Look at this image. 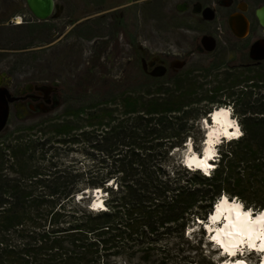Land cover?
Returning <instances> with one entry per match:
<instances>
[{
  "label": "trees",
  "instance_id": "obj_1",
  "mask_svg": "<svg viewBox=\"0 0 264 264\" xmlns=\"http://www.w3.org/2000/svg\"><path fill=\"white\" fill-rule=\"evenodd\" d=\"M196 71L201 86L190 73L176 86L121 80L87 107L0 134V264H193L187 227L203 228L222 196L264 211V63L236 76ZM222 99L242 135L219 144L214 170L171 161ZM75 145L78 168L60 156ZM93 190L103 209H91Z\"/></svg>",
  "mask_w": 264,
  "mask_h": 264
},
{
  "label": "flooded vegetation",
  "instance_id": "obj_2",
  "mask_svg": "<svg viewBox=\"0 0 264 264\" xmlns=\"http://www.w3.org/2000/svg\"><path fill=\"white\" fill-rule=\"evenodd\" d=\"M186 5L188 8H176V11L199 16L202 26L186 28L194 35L192 52L176 55L152 50L144 41H140L131 29L127 16L122 12L105 14L102 27L96 21H84L80 16H55V5L53 12L44 17L45 19L33 15V20H21V24L32 28L33 34L37 35L36 40L42 42L43 77L41 80H34L35 85L30 82L29 88L19 90L20 93L16 95L9 90L7 83L3 86V72H0V87L5 88L15 99L9 105V112L11 106L16 103H41L42 111H28V119H34L38 115L51 118L61 110L64 111L70 103L77 104L82 99V88L86 84L83 78L93 79L94 70L101 60H105L102 55L107 54V58L109 57L110 47L115 43V35L129 52V57L125 60L126 69L122 75L124 83H130L134 78L140 80L143 85L176 86L180 77L188 73L194 75L199 67L217 65L219 68L225 67L222 72L224 75L236 76L241 70L257 68L264 63V59L256 60L251 55L254 45L264 44V22L260 19V13L264 11L263 1L261 4H254V7L244 0H186ZM242 5L246 8L243 9ZM218 11H223V14L219 16ZM239 15L245 16L249 22V33L245 38L236 37L234 34L237 33L233 34V28L231 30L229 26L230 17ZM84 42L91 45L93 51L87 55L86 70L81 72V48ZM79 48L81 53L77 55ZM197 56H205V60L202 63V59L194 61ZM6 65L0 66V69ZM31 69H34V66L19 68L20 73H15V78H19L21 74L33 73ZM12 82L14 84L15 81ZM36 82H42V85L38 86Z\"/></svg>",
  "mask_w": 264,
  "mask_h": 264
},
{
  "label": "rangeland",
  "instance_id": "obj_3",
  "mask_svg": "<svg viewBox=\"0 0 264 264\" xmlns=\"http://www.w3.org/2000/svg\"><path fill=\"white\" fill-rule=\"evenodd\" d=\"M244 1L249 6L253 7L255 6L254 4H261V1L264 2V0ZM53 2L55 5V16H80L84 21L87 19L96 21L100 27H102V23L104 22L103 16H105V14H119L122 12L127 16V20L131 23V29L135 32L140 41H144L152 50L166 52L172 55L183 54L185 52L191 53L194 35L192 31L186 28H188V26H202L199 16L190 15L189 12L183 14L182 12L176 11V8H188L186 0H53ZM218 12L219 16L223 14V11ZM33 19V14L28 9L25 0H0V32H2L1 30L11 31L6 36L4 35L3 38H0V66L7 64L6 67L4 66L5 68L3 67L0 69V72H3V86L7 83V86L10 88L9 90L16 95L20 93L19 90L29 88L28 84H30V82L34 83V80L38 81L43 77L42 62L44 57L42 42L36 40L37 35L25 39L27 38L25 35L19 33L18 30H13L14 27L21 24V20L25 22ZM16 21H19V23L17 24ZM222 21L223 20H221V22ZM19 26L22 27L24 25L21 24ZM257 32V35H259V31ZM41 37L42 35H40V38ZM219 40L220 39H218V41ZM114 42V46L110 47L109 57L107 58V54H104V56L102 55L105 60H101L97 69L94 70L93 79H90L88 76H86L88 79L83 78L86 84H84L82 88L83 95L81 104L72 102L68 106H72L73 108L77 106L87 107L88 104L98 101L100 94L103 95L108 91L110 92L113 88V82L122 80V75L126 69L125 60L129 57V52L127 48L124 47L123 43L119 41V38H116V35ZM81 49L82 60L80 68L81 72H84L87 68V55L93 51V48L91 45L84 42ZM81 49H78L77 55L81 53ZM196 58L197 59H194V61L202 59L201 63L205 60V56H197ZM229 58L230 57H228V59ZM25 66H34V69H31L33 73L30 72L27 73V75L21 74L19 78H15V73L19 72V68ZM224 69L225 67H220L219 72H214L215 75L216 73L217 75L222 73ZM24 70L25 69H23V71ZM194 76L197 78L199 77V86H201L204 83L202 74L194 73ZM13 80L15 81L14 84L12 82ZM36 84L40 86L42 82H36ZM209 85H211V83ZM204 90H208V87H204ZM198 95L203 98L204 91H199ZM222 102L225 103L226 101L222 99ZM225 104L227 105L215 106L211 110L213 111L219 107H226L230 110L231 107H229L228 103ZM41 105V103L29 105L28 102L13 104L10 108L7 126L1 134L14 132L18 128L32 125L41 118L47 119L45 115L42 117L38 115L36 117L34 116V119L33 117L28 119V111H42ZM204 107H207L206 102H203L200 106V108ZM61 112H63V110H61ZM207 118L200 119L199 121L198 118L197 121L191 123V139H188V143L183 145L184 147L181 150L177 151L176 149V151L172 153L173 156L171 161H185L191 148L195 154L203 156V146L208 136L207 124L211 123L210 118ZM232 119L236 120L238 123V120L235 119L233 114ZM218 141L219 139H217L215 145V157H218V144H220L221 140ZM67 148L68 147L62 148L64 151L61 152V160L64 163L73 162L76 164V168H78L79 163L83 162L85 157L78 151L77 145L71 147V152H65ZM212 164L214 166L216 165V163ZM99 192V190H93V194L90 193V191L87 192V194L92 195V202L90 203L92 208H94L93 204L96 201L103 202V198ZM80 197L82 196L79 195L78 199ZM198 222L203 223L204 221L199 220ZM220 225L223 224L219 222V226ZM186 236L188 238L187 240L190 242V248L195 249V251H190L185 254L189 256L193 264H221L228 261L220 252H217V248L208 244V241L211 239L208 237V233L204 226L200 228L191 223L190 226L187 227ZM239 259L245 261L246 264H260L263 260V255L246 254L240 256Z\"/></svg>",
  "mask_w": 264,
  "mask_h": 264
},
{
  "label": "bare ground",
  "instance_id": "obj_4",
  "mask_svg": "<svg viewBox=\"0 0 264 264\" xmlns=\"http://www.w3.org/2000/svg\"><path fill=\"white\" fill-rule=\"evenodd\" d=\"M31 7L35 16L44 18L53 12L54 2L53 0H33ZM241 7L243 9L246 8L245 5H242ZM262 13L263 16H261ZM260 19L262 22H264V11L260 13ZM231 25L233 32L237 33L238 36H244L246 34V28L248 27L247 20L244 16H235L231 20ZM1 80L2 78L0 77V82ZM211 113V123L207 124L208 136L203 146V156H198L191 148L189 150L190 153L186 156L185 161H183L185 167L203 172L207 175L210 173V169L212 167L214 168V165L210 159L215 154V145L217 143V139H219V141L222 137L228 139H237L242 133L237 121L232 119L231 111L226 107L216 108ZM218 204L221 205L219 214L217 210ZM93 207V210H99L103 209L104 205L102 201H96L93 204ZM237 212L240 214L241 221L245 222L246 225L242 230H238L237 228L229 225L230 220L233 224L237 222ZM246 213L247 212L242 209L241 202L238 200L231 201L228 200L227 196H222L219 202L216 204L213 212H211L209 222H203L202 224L203 226L205 225V230H207L208 233H211L210 236L213 237L214 240H217L218 243L223 245V247L233 256L235 253V247L238 246V244L244 243V238L246 237H248L250 240L248 245H252L251 242L257 241L259 236H262V242L259 247H264V232L262 234L258 233V230L262 227V221H264V213L255 220V223H253L254 226L249 224L248 221L251 216L249 213H247L248 215L245 216ZM223 215L226 216L227 222L222 228H220L219 222L222 220L221 218ZM213 217H217V219L214 220ZM239 261L240 262H237L236 264H246V262H241L243 260Z\"/></svg>",
  "mask_w": 264,
  "mask_h": 264
},
{
  "label": "water",
  "instance_id": "obj_5",
  "mask_svg": "<svg viewBox=\"0 0 264 264\" xmlns=\"http://www.w3.org/2000/svg\"><path fill=\"white\" fill-rule=\"evenodd\" d=\"M26 4L29 8V10L31 11V13L33 14V10L31 7V3H33V0H25ZM34 15V14H33ZM35 16V15H34ZM50 16V15H49ZM37 17V16H36ZM47 17V16H46ZM45 17V18H46ZM235 16H231L229 19V26L230 29L232 30L231 27V20L234 18ZM245 17V16H244ZM39 18V17H37ZM45 18H39V19H45ZM246 18V17H245ZM247 20V18H246ZM247 27L246 28V34L244 36H237L236 34H234L233 30V34L238 37V38H245L247 36V34L249 33V22L247 20ZM251 55L254 59L256 60H262L264 59V44H256L251 48ZM254 55V56H253ZM15 99H13L9 92L5 89L0 87V134L2 133V131L5 129V127L7 126V122H8V118H9V105L10 103L14 102ZM242 134V133H241ZM214 163V162H212ZM185 165V164H184ZM81 199V198H79ZM229 200V199H228ZM234 201V200H233ZM93 210V208H91ZM215 209V207H214ZM213 209V210H214ZM213 212V211H212ZM210 217V216H209ZM209 217L208 220L205 222H209ZM199 223V222H198ZM201 225H203L202 223H200ZM205 226V225H204Z\"/></svg>",
  "mask_w": 264,
  "mask_h": 264
},
{
  "label": "snow or ice",
  "instance_id": "obj_6",
  "mask_svg": "<svg viewBox=\"0 0 264 264\" xmlns=\"http://www.w3.org/2000/svg\"><path fill=\"white\" fill-rule=\"evenodd\" d=\"M237 207H239V206H237ZM220 208H221V205L218 204L217 205L218 214H219ZM247 215L248 214L246 213L245 216H247ZM213 219L215 220V219H217V217H213ZM229 225H231L232 227L237 228L238 230H242L243 227L246 226L245 222L241 221L239 212H237V222L235 224H233L232 221L230 220L229 221Z\"/></svg>",
  "mask_w": 264,
  "mask_h": 264
},
{
  "label": "built area",
  "instance_id": "obj_7",
  "mask_svg": "<svg viewBox=\"0 0 264 264\" xmlns=\"http://www.w3.org/2000/svg\"><path fill=\"white\" fill-rule=\"evenodd\" d=\"M231 109V108H230ZM231 115H232V109H231Z\"/></svg>",
  "mask_w": 264,
  "mask_h": 264
},
{
  "label": "clouds",
  "instance_id": "obj_8",
  "mask_svg": "<svg viewBox=\"0 0 264 264\" xmlns=\"http://www.w3.org/2000/svg\"><path fill=\"white\" fill-rule=\"evenodd\" d=\"M236 121V120H235Z\"/></svg>",
  "mask_w": 264,
  "mask_h": 264
}]
</instances>
